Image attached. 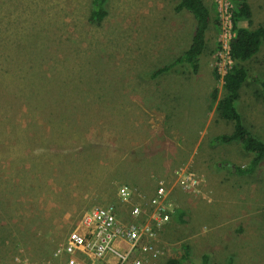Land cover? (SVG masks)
Returning <instances> with one entry per match:
<instances>
[{
  "label": "rangeland",
  "instance_id": "1",
  "mask_svg": "<svg viewBox=\"0 0 264 264\" xmlns=\"http://www.w3.org/2000/svg\"><path fill=\"white\" fill-rule=\"evenodd\" d=\"M91 1L0 0V264L50 257L95 206L126 219L180 167L212 201L173 188L169 199L188 220L162 226L156 264L185 250L183 264H264V161L234 175L230 167L251 156L214 142L231 132L210 99L224 94L214 74L219 27L210 24L197 76L178 66L151 79L190 44L193 20L175 12L180 0H106L100 27L88 22ZM247 1L251 24L241 26L251 29L264 0ZM244 66L237 109L264 140V43ZM122 186L130 205L119 200Z\"/></svg>",
  "mask_w": 264,
  "mask_h": 264
},
{
  "label": "built area",
  "instance_id": "2",
  "mask_svg": "<svg viewBox=\"0 0 264 264\" xmlns=\"http://www.w3.org/2000/svg\"><path fill=\"white\" fill-rule=\"evenodd\" d=\"M215 16L220 33L215 53V72L221 86L224 77L233 69L231 41L235 38L231 0H214ZM203 180L186 167L173 174L171 186L163 178L155 182L154 194L147 201L132 205L126 219H121L113 207L95 206L83 212L75 227L59 242L50 257L32 261L14 256L11 264H156L164 257L159 244L162 226L176 213L170 201L173 188L193 196L207 199L203 194ZM122 205H130L132 194L128 187L118 188Z\"/></svg>",
  "mask_w": 264,
  "mask_h": 264
},
{
  "label": "trees",
  "instance_id": "3",
  "mask_svg": "<svg viewBox=\"0 0 264 264\" xmlns=\"http://www.w3.org/2000/svg\"><path fill=\"white\" fill-rule=\"evenodd\" d=\"M233 3L232 21L235 38L231 41V57L234 61L233 69L224 77L222 86L223 96L219 97L218 90L210 93L212 104L219 118L231 125V132L214 138L215 143L230 145L236 143L241 150L251 156V159L244 167L231 166L230 172L237 176H249L255 173L259 165L264 161V140L255 136L243 123L242 117L237 109L240 98V91L248 80V70L245 63L251 61L260 51L264 43V19L254 28L242 27L241 23L251 24L252 12L247 0H231ZM106 0H92L88 16L91 25L100 27L107 16L105 9ZM176 13L185 12L193 20V30L188 48L172 62L157 68L150 75L156 79L165 73L173 71L178 66H185L190 75L197 76L200 71V59L207 49V32L210 24L216 30L219 23L217 17H213L215 8L207 7L203 0H180L174 8ZM215 15V14H214ZM215 71V70H214ZM215 78L218 79L216 72ZM261 96L264 99V80L259 82ZM174 217L179 221L186 222V216L176 212ZM182 217V218H181ZM181 218V219H180ZM190 253L185 250L184 256L176 260H167L165 264H183ZM231 264V261L229 262ZM228 263V264H229Z\"/></svg>",
  "mask_w": 264,
  "mask_h": 264
}]
</instances>
